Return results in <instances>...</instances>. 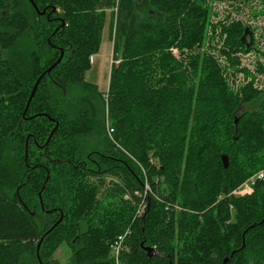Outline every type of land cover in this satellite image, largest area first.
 Segmentation results:
<instances>
[{
  "label": "trees",
  "instance_id": "trees-1",
  "mask_svg": "<svg viewBox=\"0 0 264 264\" xmlns=\"http://www.w3.org/2000/svg\"><path fill=\"white\" fill-rule=\"evenodd\" d=\"M140 1L0 0V264H60L63 242L116 264L124 234L120 264H264V179L219 199L264 169L252 30L221 22L225 62L200 50L204 0ZM115 3L105 98L85 75Z\"/></svg>",
  "mask_w": 264,
  "mask_h": 264
},
{
  "label": "rangeland",
  "instance_id": "rangeland-1",
  "mask_svg": "<svg viewBox=\"0 0 264 264\" xmlns=\"http://www.w3.org/2000/svg\"><path fill=\"white\" fill-rule=\"evenodd\" d=\"M204 4L208 8L210 26L207 27L205 41L200 50L212 53L218 57L219 60H224L226 62L225 55L220 51L223 42V39L220 38L219 35L222 24L221 22L230 23L237 20L242 21L244 25H247L246 28L252 30L254 43L252 46L250 45L251 47L246 46L245 49H242V51L238 53V55L241 59L242 65L248 68L251 73L256 76L257 81H255V85L260 89H264V71L258 70V61L264 64V0H204ZM139 6L143 10V8H145V1L141 0ZM117 10V3H115V6H112L107 10L100 49L98 52L93 53L90 56V67L87 69L85 75L88 82L98 85L99 90L103 92L105 98H107L110 71L113 64V35L115 29L114 26L117 20ZM213 25H216L215 28ZM174 53L178 55V49L175 48ZM244 79L245 77L243 73H239L236 78V83L244 82ZM244 108L248 109L252 108V106H245ZM105 112L108 130V126L111 127V122L108 119L107 109ZM255 175L256 173L252 176ZM252 176L243 181L228 194L220 195L219 199L224 196L242 197L251 195L254 192L256 182L252 185L251 192L245 195L233 191H239L242 188L241 186ZM145 189L147 190L148 188ZM231 210L232 216H234L235 211L233 206H231ZM40 250L41 245L38 247L37 244L35 251L37 256L40 255ZM52 257L60 264H72L73 250L69 245L63 242L53 252Z\"/></svg>",
  "mask_w": 264,
  "mask_h": 264
},
{
  "label": "built area",
  "instance_id": "built-area-1",
  "mask_svg": "<svg viewBox=\"0 0 264 264\" xmlns=\"http://www.w3.org/2000/svg\"><path fill=\"white\" fill-rule=\"evenodd\" d=\"M113 132H114V129L112 127L108 126V134L110 135V137H112ZM260 179H264V170L260 171L255 176H252L248 181H246L241 186L242 188L239 191H233V192H238V193L240 192L242 195L250 193L252 190V185L257 180H260ZM146 188H149V186L147 185ZM125 236H126V234L118 236V238L112 243V253L115 257L116 264H120V260H121L120 256H121V252L124 249V243L123 242H124Z\"/></svg>",
  "mask_w": 264,
  "mask_h": 264
},
{
  "label": "water",
  "instance_id": "water-1",
  "mask_svg": "<svg viewBox=\"0 0 264 264\" xmlns=\"http://www.w3.org/2000/svg\"><path fill=\"white\" fill-rule=\"evenodd\" d=\"M247 34H248V32L246 31V33H245V35H244V41H247V38H246V36H247ZM62 58H63V52L61 53V56L57 59V61L47 70L48 72L52 69V68H54L61 60H62ZM44 74V73H43ZM43 74L38 78V80L36 81V83H35V86H34V88H33V91H32V93H31V95H30V97H29V100H28V103H27V108H28V106H29V104H30V101L32 100V98H33V96H34V94H35V91H36V89H37V87H38V85H39V82H40V80H41V78H42V76H43ZM236 122H237V120H236ZM57 128H58V124L54 127V129L52 130V132H51V134H50V136H52L55 132H56V130H57ZM223 161H224V164H225V166L227 167L228 166V159H227V157H224L223 156ZM61 219H62V217H61ZM253 226H255V224H252V227ZM41 243H42V239L40 240V242L38 243V247H40V245H41ZM146 250L148 251V252H151V251H153V248H151V247H146ZM233 254V253H232ZM232 255H230V256H228V257H226L225 259H224V264L225 263H227L228 261H229V259H230V257H231Z\"/></svg>",
  "mask_w": 264,
  "mask_h": 264
}]
</instances>
